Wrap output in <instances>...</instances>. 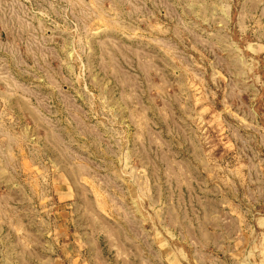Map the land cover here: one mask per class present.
I'll list each match as a JSON object with an SVG mask.
<instances>
[{"label":"rangeland","instance_id":"1","mask_svg":"<svg viewBox=\"0 0 264 264\" xmlns=\"http://www.w3.org/2000/svg\"><path fill=\"white\" fill-rule=\"evenodd\" d=\"M89 233L264 264V0H0V264Z\"/></svg>","mask_w":264,"mask_h":264},{"label":"crops","instance_id":"2","mask_svg":"<svg viewBox=\"0 0 264 264\" xmlns=\"http://www.w3.org/2000/svg\"><path fill=\"white\" fill-rule=\"evenodd\" d=\"M117 235V238H120V240L125 239V241L130 240L131 242L138 241V238H135L133 234H115ZM87 236V244H83V249H87V253L81 256V259L83 261L82 264H151L152 258L151 253L154 251L153 249H148L147 247H142L141 244H139L138 247H135V243L133 244H121V249L124 252H129L130 257H110L108 254V251L103 247L101 239V234H87L83 237ZM146 237H153L152 235H146ZM110 243V248H108L109 252L112 254L116 253V249L114 248L113 241L114 237L109 236L107 238ZM116 239V238H115ZM211 239V238H209ZM218 245V244H217ZM145 246V245H144ZM224 255H222L220 258L217 256L215 257L213 255V252H210L208 254L209 256V264H235L234 258H236V264H260L261 258L257 255L253 250H239V249H227L224 250ZM135 252V256H132ZM157 256H160L161 264H169V254L168 251H164L163 248H158L156 250ZM260 255V254H259ZM180 259H183L185 261H191L193 264H197L198 261L195 259V250L191 254H188L187 251H183V254L179 251ZM257 258L258 263L254 262L253 258ZM73 258V257H72ZM87 261V262H86ZM185 264V263H184Z\"/></svg>","mask_w":264,"mask_h":264}]
</instances>
